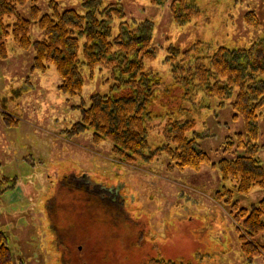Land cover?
Returning <instances> with one entry per match:
<instances>
[{"label": "rangeland", "instance_id": "rangeland-1", "mask_svg": "<svg viewBox=\"0 0 264 264\" xmlns=\"http://www.w3.org/2000/svg\"><path fill=\"white\" fill-rule=\"evenodd\" d=\"M35 1L48 11L46 0ZM173 1L103 0L123 12L115 25H151L154 60L146 66L165 85L172 82L171 49L184 52L195 44L248 49L264 38V0H185L199 13L184 25L173 19ZM58 8L84 12L81 0L60 1ZM21 12L28 15L27 8ZM250 12L255 26L245 19ZM30 35L33 41L42 38L35 27ZM31 64V51L8 42L7 56L0 59V179L7 180L0 186V230L14 264H147L152 259L264 264L263 257L248 262L241 257L236 224L213 199L221 186L215 167L168 170L164 157L152 164L123 163L114 158L109 142L95 143L89 132L65 138L63 131L79 119L78 106L93 94L110 93L105 70L96 69L92 77L84 70L81 95L68 96L58 89L53 67L31 72ZM162 102L175 119L195 120L197 149L212 162L233 156L223 149L229 138L244 132V123L232 118L228 105L219 108L217 100L201 94L181 100L174 88ZM258 127L264 165V109ZM149 142L152 147L162 142L155 129ZM262 199L264 189L258 188L235 198L242 208ZM252 241L264 246V230Z\"/></svg>", "mask_w": 264, "mask_h": 264}, {"label": "trees", "instance_id": "trees-1", "mask_svg": "<svg viewBox=\"0 0 264 264\" xmlns=\"http://www.w3.org/2000/svg\"><path fill=\"white\" fill-rule=\"evenodd\" d=\"M46 1L48 11L42 12L35 0H0V59L6 58L10 41L19 50L31 51V72L45 73L53 67L60 79L58 89L68 96L81 95L84 70L91 77L96 69L105 70L110 93L93 94L88 104L79 105V119L63 131L65 138L89 132L95 143L109 142L114 158L123 163L152 164L164 157L168 170L215 167L221 186L213 199L228 209L236 224L241 257L246 262L264 258V246L252 241L264 230V199L250 208L240 207L235 200L252 189H264V165L257 143L258 120L264 109V38L248 49H212L200 44L184 52L171 49L167 63L172 82L165 85L146 66L154 60L149 23L119 21L115 25L123 12L117 5H103V0H81L83 13L59 11V2L64 0ZM23 8L28 10L26 17ZM170 10L178 25L199 13L185 0H174ZM245 19L250 26L257 25L252 12ZM32 27L42 33L40 40H32ZM173 88L181 100L198 94L214 98L217 107L228 105L232 118L243 120L244 132L229 138L223 149L233 156L214 163L197 149L195 120L175 119L160 104ZM154 129L162 142L152 147L149 133ZM5 181L1 178L0 186ZM7 240L0 230V264H14ZM68 248L72 247L68 244ZM147 264L177 263L152 259Z\"/></svg>", "mask_w": 264, "mask_h": 264}]
</instances>
